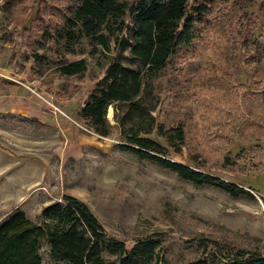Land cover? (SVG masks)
<instances>
[{
    "label": "rangeland",
    "instance_id": "1",
    "mask_svg": "<svg viewBox=\"0 0 264 264\" xmlns=\"http://www.w3.org/2000/svg\"><path fill=\"white\" fill-rule=\"evenodd\" d=\"M206 1L211 15L202 37L174 57L156 82L161 104L155 115L167 126L186 128V148L172 153L173 160L247 194L197 186L121 148L113 106L108 137L85 126L78 111L110 56L93 54L86 41L70 54L44 32L76 1L0 0V71L36 89L80 125L22 85L26 98L34 95L40 103L0 108V222L21 210L41 224L46 206L71 195L91 209L108 241L131 248L140 238L160 235L158 252L169 264H225L211 245L204 250L203 241L264 255V0ZM24 25L30 31L20 38ZM80 59L88 63L84 77L58 73L59 62ZM6 75L0 76V94L12 81ZM40 253L42 264H54L45 240Z\"/></svg>",
    "mask_w": 264,
    "mask_h": 264
},
{
    "label": "trees",
    "instance_id": "2",
    "mask_svg": "<svg viewBox=\"0 0 264 264\" xmlns=\"http://www.w3.org/2000/svg\"><path fill=\"white\" fill-rule=\"evenodd\" d=\"M61 14L60 22L46 25L44 32L56 47L77 54L86 41L92 53L110 56L104 75L97 81L78 111L85 126L108 137L114 126L107 118L114 107L121 148L177 174L197 186H212L234 197L247 194L236 184L173 160L187 145L182 123L167 126L155 115L161 101L156 82L173 58L202 37V25L211 15L206 0H74ZM20 38L30 29L24 25ZM115 54H112V44ZM264 46V41L262 42ZM256 46V44H255ZM264 50V47L261 48ZM257 52H260L258 49ZM42 60V56L33 54ZM86 59L61 61L57 67L65 77H84ZM155 136V137H153ZM164 143H162L160 140ZM42 223L16 210L0 222V264H42L41 241L50 246L54 264H169L159 254L158 234L138 239L128 248L122 241H108V234L91 209L80 199L64 195L46 206ZM211 245V247H210ZM225 264H264V255L232 249L218 242L201 243ZM112 256L107 258L104 254ZM188 264H209L197 260Z\"/></svg>",
    "mask_w": 264,
    "mask_h": 264
},
{
    "label": "crops",
    "instance_id": "3",
    "mask_svg": "<svg viewBox=\"0 0 264 264\" xmlns=\"http://www.w3.org/2000/svg\"><path fill=\"white\" fill-rule=\"evenodd\" d=\"M1 74L6 75V74H4L2 72H1ZM7 77H10V80H12V81H9L8 83H5L3 85L5 88H8V91L5 94H0V108L6 109L8 111H14V109H19V107L24 106V104L26 103L27 100L30 102V104L31 103L35 104L37 102L40 103L38 101V99L36 97H34V95H30L29 94L27 96L28 98H26V96H25V93H26L25 88L20 86L21 84L19 83V81L16 78H14L13 76H7ZM37 112L40 113L39 109L37 110ZM57 121H58L59 125L68 124L67 123L68 121L65 120V119H61V121H59L57 119ZM83 140L85 141L84 138H83Z\"/></svg>",
    "mask_w": 264,
    "mask_h": 264
},
{
    "label": "built area",
    "instance_id": "4",
    "mask_svg": "<svg viewBox=\"0 0 264 264\" xmlns=\"http://www.w3.org/2000/svg\"><path fill=\"white\" fill-rule=\"evenodd\" d=\"M0 76H3L0 73ZM22 86L26 87L28 90H30L32 93H34L37 97H39L40 99H42L53 111L54 113H59L62 114L63 116H65L67 119H69L70 121L74 122L75 124H77L78 126H80L75 120H73L70 116H68L67 114H65L63 112V110H61L59 107L55 106L53 103H51L48 99H46L45 97H43L39 92H37L36 89L26 85L24 82H19Z\"/></svg>",
    "mask_w": 264,
    "mask_h": 264
}]
</instances>
